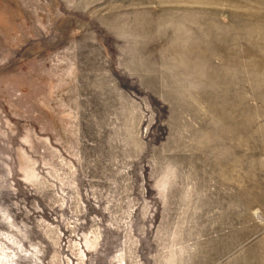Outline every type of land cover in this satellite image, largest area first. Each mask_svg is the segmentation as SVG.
<instances>
[{
	"label": "rangeland",
	"instance_id": "374dc122",
	"mask_svg": "<svg viewBox=\"0 0 264 264\" xmlns=\"http://www.w3.org/2000/svg\"><path fill=\"white\" fill-rule=\"evenodd\" d=\"M0 264H264V0H0Z\"/></svg>",
	"mask_w": 264,
	"mask_h": 264
}]
</instances>
